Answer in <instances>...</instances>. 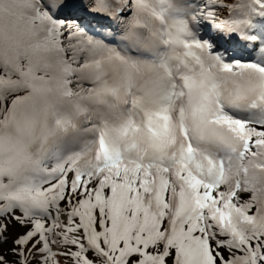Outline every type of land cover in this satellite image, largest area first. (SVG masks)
I'll return each instance as SVG.
<instances>
[{
	"label": "snow or ice",
	"instance_id": "1",
	"mask_svg": "<svg viewBox=\"0 0 264 264\" xmlns=\"http://www.w3.org/2000/svg\"><path fill=\"white\" fill-rule=\"evenodd\" d=\"M0 264H264V0H0Z\"/></svg>",
	"mask_w": 264,
	"mask_h": 264
}]
</instances>
